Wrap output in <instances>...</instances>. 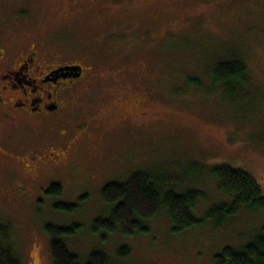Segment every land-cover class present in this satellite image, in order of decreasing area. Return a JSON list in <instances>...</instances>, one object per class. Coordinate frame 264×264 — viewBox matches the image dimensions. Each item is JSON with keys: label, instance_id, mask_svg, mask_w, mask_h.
Masks as SVG:
<instances>
[{"label": "rangeland", "instance_id": "374dc122", "mask_svg": "<svg viewBox=\"0 0 264 264\" xmlns=\"http://www.w3.org/2000/svg\"><path fill=\"white\" fill-rule=\"evenodd\" d=\"M60 5L41 0L27 38L62 39L81 62L82 77L49 122L19 129L0 121L3 146L14 155H0V223L9 228L18 264H52L45 224H79L64 239L68 250L82 260L101 250L111 264H213L225 246L246 243L263 224L261 214L240 212L218 229L205 220L174 235L159 210L146 234L114 233L101 241L90 230L94 218L107 215L102 186L135 171L176 191H203L205 200L193 210L198 219L227 200L208 167L241 169L264 195V0H102L96 9L73 12ZM232 58L248 76L228 94L212 84L210 70L216 60ZM55 129L63 136L50 138ZM45 138L56 145L45 153L64 147L65 157L26 169L17 159L25 153L19 143ZM50 183L60 184L59 197L44 194ZM55 202L77 208L55 211ZM122 246L128 252L121 258Z\"/></svg>", "mask_w": 264, "mask_h": 264}, {"label": "trees", "instance_id": "16d2710c", "mask_svg": "<svg viewBox=\"0 0 264 264\" xmlns=\"http://www.w3.org/2000/svg\"><path fill=\"white\" fill-rule=\"evenodd\" d=\"M247 76L245 64L235 58L218 59L210 70L212 84L221 85L228 94ZM187 82L200 86L196 78L188 77ZM206 173L214 180L216 190L227 200L213 204L205 211L203 218L193 216L198 202L206 198L203 191L195 188L176 191L150 173L135 171L125 181H110L102 186L99 197L107 209V215L92 220L91 233L101 241L105 239V235L114 233L121 237L146 234V223L159 210H164L170 232L174 235L190 230L205 220L214 229H218L244 211L261 214L264 218V195L252 175L226 164L208 167ZM61 191L60 184L50 183L44 194L57 198ZM76 208L73 203L52 204L53 210L64 213L73 212ZM79 228L77 223L63 226L44 225L43 229L49 237L52 264H111L101 250H90L83 260L68 250L64 239L76 234ZM8 239L9 228L0 223V264H18ZM127 252L128 249L122 246L118 248L117 255L122 258ZM213 264H264V222L246 243L238 247L225 246L214 256Z\"/></svg>", "mask_w": 264, "mask_h": 264}, {"label": "flooded vegetation", "instance_id": "af4514ba", "mask_svg": "<svg viewBox=\"0 0 264 264\" xmlns=\"http://www.w3.org/2000/svg\"><path fill=\"white\" fill-rule=\"evenodd\" d=\"M55 1L71 12L96 9L102 3V0ZM40 3L41 0H0V121L9 127L14 124L20 129L19 124H34L41 118L49 122V117L63 108V93L68 94L69 87L83 74L81 62L75 63L70 51L63 48L62 39L27 38L31 31L26 30V25L32 24ZM68 66L80 67V76L73 78L69 72L56 71ZM62 136V132L55 129L50 138ZM3 143L4 135L0 132V155L13 157ZM19 145L25 153L17 159L26 163V169L40 160L55 161L65 157L64 147H59L57 154L45 153L49 146H56L46 138L30 143L28 147H25V141Z\"/></svg>", "mask_w": 264, "mask_h": 264}, {"label": "water", "instance_id": "95a60500", "mask_svg": "<svg viewBox=\"0 0 264 264\" xmlns=\"http://www.w3.org/2000/svg\"><path fill=\"white\" fill-rule=\"evenodd\" d=\"M57 72H69V76L73 78H77L81 74V69L78 66H68V67H62L56 70Z\"/></svg>", "mask_w": 264, "mask_h": 264}]
</instances>
